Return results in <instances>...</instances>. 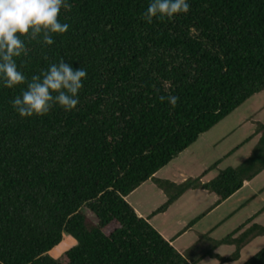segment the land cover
<instances>
[{
    "label": "trees",
    "instance_id": "1",
    "mask_svg": "<svg viewBox=\"0 0 264 264\" xmlns=\"http://www.w3.org/2000/svg\"><path fill=\"white\" fill-rule=\"evenodd\" d=\"M148 2L70 0L58 15L69 28L52 45L21 37L29 79L60 59L87 78L74 110L43 117L12 110L23 85L0 87V264H195L196 245L179 252L125 197L153 179L166 194L153 213L197 187L220 202L264 168L262 122L251 154L209 181L153 178L264 90V0H188L187 14L151 24L140 18ZM169 94L175 108L159 99ZM263 234L252 225L212 242L234 244V259ZM241 264H264V245Z\"/></svg>",
    "mask_w": 264,
    "mask_h": 264
},
{
    "label": "crops",
    "instance_id": "2",
    "mask_svg": "<svg viewBox=\"0 0 264 264\" xmlns=\"http://www.w3.org/2000/svg\"><path fill=\"white\" fill-rule=\"evenodd\" d=\"M261 96H264V90L257 92L245 100L221 121L202 133L197 140L191 144L194 145L202 135L211 131L219 123L227 119L228 122L226 121L224 123H227L228 127L223 132V135L211 141L205 151L207 152L206 157L212 158L213 163L207 170L200 172L194 177L200 176L201 182L209 181L210 179L205 178V174L208 170L216 168L217 165H224V169L236 167L251 154L259 137L255 132L256 125L257 123L264 122V99L258 100ZM240 108H243L244 111L238 113V109ZM238 129L245 130L242 137L231 143V145L224 150V153L219 154L217 147L219 141L232 138ZM189 147L184 151L189 149ZM205 152L200 154L197 153L196 161L205 157ZM181 153H179V155ZM175 158L169 163H172ZM167 165L161 169L167 168ZM173 168L174 170L171 171L170 175L158 174L161 170L159 169L154 174L153 178L167 179L175 183L182 182L187 178H194L187 176L179 166L174 165ZM148 182L150 183V188L155 186L158 189L157 193H161V195L164 196V200L160 204L162 205L166 200L165 192L153 179H149L144 183ZM140 186L128 194L125 199L128 200L129 195L135 192ZM217 199V196L213 192L197 187L184 191L165 210L158 213H153V211L160 205L146 211L142 207L145 201H139L138 204L129 200L127 202L134 208L139 216L147 219L148 222L179 252L184 253L191 246L196 245V248L192 250L191 253L193 258H197L195 264L199 263L205 257L214 259L215 264H221L224 261L231 260L225 258L233 253L235 245L232 243H222L214 246L213 240L222 239L228 234L233 233L236 236L252 225L264 226V168L254 177L245 181L243 185L229 197L220 202H217ZM173 209H179L180 212L175 217L169 218V213ZM214 217H216V219ZM202 236H206V238L202 239ZM263 245L264 234L255 235L241 247L238 256L234 259H237L242 251H248V253L254 250L257 251L259 249L258 247L260 246L261 248ZM206 250H211L224 259H219L209 254L203 255Z\"/></svg>",
    "mask_w": 264,
    "mask_h": 264
},
{
    "label": "clouds",
    "instance_id": "3",
    "mask_svg": "<svg viewBox=\"0 0 264 264\" xmlns=\"http://www.w3.org/2000/svg\"><path fill=\"white\" fill-rule=\"evenodd\" d=\"M71 7L70 0H0V87L24 86L10 101L20 118L43 117L55 107L70 112L79 103V92L87 78L84 68L60 59L29 79L17 64V58L27 54L21 37L52 45L54 34H63L69 28L58 19L59 13ZM189 8L188 0H149L140 18L148 24L153 18L172 20L187 14ZM159 99L175 108L178 97L169 94Z\"/></svg>",
    "mask_w": 264,
    "mask_h": 264
},
{
    "label": "rangeland",
    "instance_id": "4",
    "mask_svg": "<svg viewBox=\"0 0 264 264\" xmlns=\"http://www.w3.org/2000/svg\"><path fill=\"white\" fill-rule=\"evenodd\" d=\"M263 99H264V96H261L258 98V100H263ZM242 111H244L243 108L238 109V113H241ZM263 117H264V113H263ZM226 121L227 119L223 120L216 127H214L211 131L202 135L198 139V141L195 142L194 145H191L189 149H187L180 155L178 154L179 156L175 158L174 161H172V163H169L167 165L168 166L167 168L161 169L160 173L158 174L170 175L171 171L174 170L173 168L174 165L179 166V168L182 169L184 173H186V175L190 177H194L198 175L200 172L207 170L208 167L213 163V160L212 158L206 157L207 152L205 151L207 150V147L211 141H214L219 136L223 135V132L228 127V124L224 123ZM244 131H245L244 129H238V131L233 135L232 138L220 140L217 146L219 154L224 153V150L229 145H231V143H233L235 140L242 137ZM202 152H205V157H202L198 161H196L197 160L196 154L197 153L200 154ZM224 168H225L224 165H221V166L217 165L216 168H213L207 171V173L205 174V178H208V179L213 178L216 174H218L219 171H221ZM149 184L150 183L148 182V183H144L141 186L139 185L140 187L128 197L129 201H132L133 203H136V204H138L139 201H145L142 207L146 211L149 209L158 207L164 200V196L161 195V193H157L158 189L155 186L150 188ZM173 210L169 213V218L175 217L180 212L179 209H173ZM214 218L216 219V217ZM68 243H69L68 239H63L60 245L52 251V254L54 256L59 255L67 247ZM258 248H260V246ZM255 251L256 250H254L253 252H249V253L248 251H242V253H240L237 259H231L228 261H224L221 264H241L245 259L250 257ZM197 264H215V263H214V259L210 257H205Z\"/></svg>",
    "mask_w": 264,
    "mask_h": 264
}]
</instances>
